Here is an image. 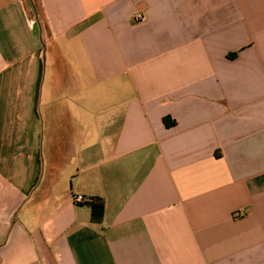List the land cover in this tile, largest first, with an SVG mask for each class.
<instances>
[{"label":"crops","instance_id":"crops-1","mask_svg":"<svg viewBox=\"0 0 264 264\" xmlns=\"http://www.w3.org/2000/svg\"><path fill=\"white\" fill-rule=\"evenodd\" d=\"M0 264H264V0H0Z\"/></svg>","mask_w":264,"mask_h":264},{"label":"trees","instance_id":"trees-1","mask_svg":"<svg viewBox=\"0 0 264 264\" xmlns=\"http://www.w3.org/2000/svg\"><path fill=\"white\" fill-rule=\"evenodd\" d=\"M233 56L235 55H232L231 57ZM81 205L90 207L92 212V221L94 223L101 224L103 222L106 211L104 199L98 197L91 198L88 202Z\"/></svg>","mask_w":264,"mask_h":264},{"label":"built area","instance_id":"built-area-1","mask_svg":"<svg viewBox=\"0 0 264 264\" xmlns=\"http://www.w3.org/2000/svg\"><path fill=\"white\" fill-rule=\"evenodd\" d=\"M144 19H145V16L143 14H139L138 13L135 16V21L136 22H141ZM86 202H88V200L86 198H84L82 195H77V196L74 197V203L77 204V205H81V204H84ZM245 214H246V211L245 210H241V211H239V212H237L235 214V217L236 218H241V217L245 216Z\"/></svg>","mask_w":264,"mask_h":264}]
</instances>
